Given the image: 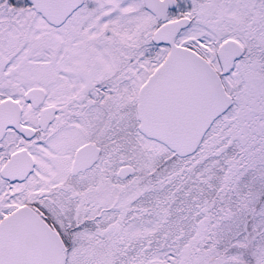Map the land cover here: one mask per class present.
<instances>
[{
	"label": "snow or ice",
	"instance_id": "obj_1",
	"mask_svg": "<svg viewBox=\"0 0 264 264\" xmlns=\"http://www.w3.org/2000/svg\"><path fill=\"white\" fill-rule=\"evenodd\" d=\"M0 264H264V0H0Z\"/></svg>",
	"mask_w": 264,
	"mask_h": 264
}]
</instances>
